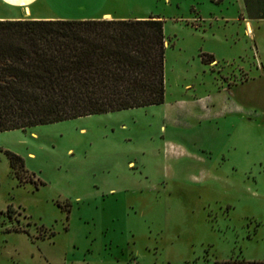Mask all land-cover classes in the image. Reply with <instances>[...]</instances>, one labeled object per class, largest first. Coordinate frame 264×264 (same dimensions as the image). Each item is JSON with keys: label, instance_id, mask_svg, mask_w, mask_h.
I'll return each mask as SVG.
<instances>
[{"label": "rangeland", "instance_id": "374dc122", "mask_svg": "<svg viewBox=\"0 0 264 264\" xmlns=\"http://www.w3.org/2000/svg\"><path fill=\"white\" fill-rule=\"evenodd\" d=\"M241 3L72 0L163 21L164 101L0 131V264L264 260V19L252 37Z\"/></svg>", "mask_w": 264, "mask_h": 264}, {"label": "trees", "instance_id": "16d2710c", "mask_svg": "<svg viewBox=\"0 0 264 264\" xmlns=\"http://www.w3.org/2000/svg\"><path fill=\"white\" fill-rule=\"evenodd\" d=\"M166 44L154 16L0 19V131L162 103Z\"/></svg>", "mask_w": 264, "mask_h": 264}, {"label": "crops", "instance_id": "0c3cea01", "mask_svg": "<svg viewBox=\"0 0 264 264\" xmlns=\"http://www.w3.org/2000/svg\"><path fill=\"white\" fill-rule=\"evenodd\" d=\"M0 0V19H16V18H68V19H83V18H147L149 16H134L115 15L109 10H99L95 12L86 11L81 6L80 11L75 13L72 11L71 4L64 2L65 0ZM241 10L239 11V19L245 20L246 31L251 32L250 35L254 38L252 28V20L257 21L264 19V0H241ZM247 2V4H246ZM68 6H70L68 8ZM247 6L249 14L246 13ZM157 17V16H154ZM235 18V17H233ZM215 58L213 57V60ZM212 60V61H213Z\"/></svg>", "mask_w": 264, "mask_h": 264}]
</instances>
